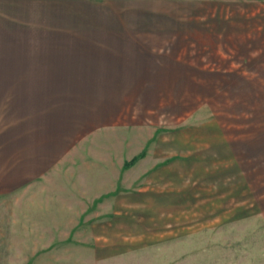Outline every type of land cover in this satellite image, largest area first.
<instances>
[{
	"label": "rangeland",
	"instance_id": "obj_1",
	"mask_svg": "<svg viewBox=\"0 0 264 264\" xmlns=\"http://www.w3.org/2000/svg\"><path fill=\"white\" fill-rule=\"evenodd\" d=\"M233 2L197 15L210 35H183L170 48L182 62L149 94L118 96L108 126L77 127V175L125 148L113 137L141 140L106 215H78L43 253L0 239V264H264V0Z\"/></svg>",
	"mask_w": 264,
	"mask_h": 264
},
{
	"label": "crops",
	"instance_id": "obj_2",
	"mask_svg": "<svg viewBox=\"0 0 264 264\" xmlns=\"http://www.w3.org/2000/svg\"><path fill=\"white\" fill-rule=\"evenodd\" d=\"M233 4L0 0V239H35L27 254L43 253L44 239L67 237L78 215L84 221L106 215L119 190L116 173L140 154L141 140L113 137L125 148L113 160L97 156L77 175V127L108 126L118 96L149 94L182 62L170 48H182L183 35H210L197 15L220 14ZM128 181L121 191L140 178ZM93 200L105 208L93 211Z\"/></svg>",
	"mask_w": 264,
	"mask_h": 264
}]
</instances>
